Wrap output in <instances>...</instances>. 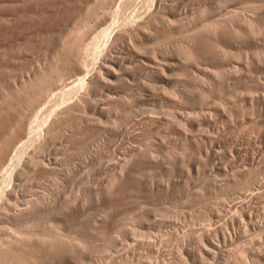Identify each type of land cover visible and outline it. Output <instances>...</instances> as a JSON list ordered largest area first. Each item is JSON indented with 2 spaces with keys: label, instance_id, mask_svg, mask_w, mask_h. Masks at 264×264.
I'll return each instance as SVG.
<instances>
[{
  "label": "rangeland",
  "instance_id": "obj_1",
  "mask_svg": "<svg viewBox=\"0 0 264 264\" xmlns=\"http://www.w3.org/2000/svg\"><path fill=\"white\" fill-rule=\"evenodd\" d=\"M152 1L0 0V264H264V0Z\"/></svg>",
  "mask_w": 264,
  "mask_h": 264
},
{
  "label": "bare ground",
  "instance_id": "obj_2",
  "mask_svg": "<svg viewBox=\"0 0 264 264\" xmlns=\"http://www.w3.org/2000/svg\"><path fill=\"white\" fill-rule=\"evenodd\" d=\"M138 1V0H137ZM140 1V0H139ZM142 1V0H141ZM156 1V0H155ZM152 2H154V0L152 1ZM123 3V2H122ZM128 4H132V3H134V1L133 2H131L130 3V1L129 2H127ZM140 4V3H139ZM133 5V4H132ZM101 6H103V5H101ZM126 6V5H125ZM134 6V5H133ZM137 8V7H136ZM139 8V7H138ZM143 9V8H142ZM132 10V9H131ZM140 10H141V8H140ZM146 10V9H145ZM106 11V10H105ZM135 11V10H134ZM142 11V10H141ZM137 12V11H136ZM142 13V12H141ZM145 14V13H144ZM115 15V14H114ZM135 15V14H134ZM140 15H142V14H140ZM131 16H133V15H131ZM130 16V19L132 18ZM135 17H136V15H135ZM101 18V17H100ZM137 18H138V15H137ZM141 17H139V19H140ZM151 18V17H150ZM134 19V17L132 18V20H129L128 22H127V24L125 25V28L127 29V28H130V27H136V25H140V23H139V19L137 20L136 18V20H133ZM125 20V19H124ZM128 19H126L125 21H127ZM150 20V19H149ZM148 20V21H149ZM124 21V22H125ZM141 21H142V19H141ZM147 21V22H148ZM139 23V24H138ZM144 23H145V21H144ZM149 23V22H148ZM124 24V23H123ZM143 25H145V24H143ZM89 27V26H88ZM108 27V26H107ZM120 27V26H119ZM143 27V26H142ZM106 28V27H105ZM124 28V29H125ZM89 29V28H88ZM109 30L111 29L110 27L108 28ZM114 29V28H113ZM138 29H140V28H138ZM108 30V31H109ZM107 31V32H108ZM114 31V30H113ZM125 31V30H124ZM104 32V31H103ZM106 32V31H105ZM104 32V33H105ZM138 32V31H137ZM109 33V32H108ZM127 33V32H126ZM130 33V32H129ZM101 34V33H100ZM139 34V33H138ZM131 35V34H130ZM119 36H121V35H119ZM94 39V38H93ZM104 39H105V35H104ZM103 41V40H102ZM116 41V40H115ZM126 41V40H125ZM94 42L96 43V41L94 40ZM108 42V41H107ZM113 42V41H112ZM91 43V42H90ZM92 44V43H91ZM63 45V44H62ZM94 45V43L92 44V46ZM102 45V44H101ZM86 46V48L88 49V45H85ZM88 46V47H87ZM91 46V45H90ZM97 48H102V47H100V46H98ZM106 50V49H105ZM101 51V50H100ZM70 52V51H69ZM83 52V51H82ZM85 53V52H84ZM94 54H95V52H94ZM141 54V53H140ZM78 55V54H77ZM89 55V54H88ZM98 56V55H97ZM90 57V56H89ZM99 58V57H98ZM98 60V59H97ZM111 61V60H110ZM96 62V61H95ZM94 62V63H95ZM87 63V62H86ZM94 63H93V65H94ZM103 63H105V62H103ZM102 63V64H103ZM83 64V63H82ZM95 65H96V63H95ZM120 65H121V63H120ZM93 67V66H92ZM102 67V66H101ZM94 68V67H93ZM98 68V67H97ZM99 68H100V66H99ZM98 68V69H99ZM117 68H119V66H118V64H116L115 62L114 63H105V65L103 66V73L105 74V76H107L108 78H109V80L111 79V78H116L118 75H121L120 74V71L119 70H117ZM97 69V70H98ZM101 71H100V73L102 72V68L100 69ZM96 71V70H95ZM94 72V71H93ZM96 72H98V71H96ZM95 72V73H96ZM98 75V74H97ZM95 75H93L92 76V78L94 77ZM98 77V76H97ZM96 77V78H97ZM99 77H100V75H99ZM102 77V76H101ZM84 78H85V75H83V77L81 76V78H78V79H81V80H84ZM102 78H104L103 80H106L105 78L106 77H104V75H103V77ZM118 78V77H117ZM81 80H80V84H81ZM97 80V79H96ZM78 82V81H77ZM108 82V81H107ZM110 82V81H109ZM93 83H95V82H93ZM73 84H75V82L73 83ZM79 84V85H80ZM82 85V84H81ZM70 88H71V86H70ZM69 88V89H70ZM76 88H77V86H76ZM84 88H85V86H84ZM69 89H68V92H69ZM71 90V89H70ZM73 90V89H72ZM78 91V90H77ZM76 91V92H77ZM73 92V91H72ZM85 93H86V91H85ZM63 94H65V93H63ZM70 94V93H69ZM74 95H75V93H73V97H74ZM78 94H76L75 96H77ZM61 96V95H60ZM62 96H64V95H62ZM79 96H81V94H79ZM83 96V95H82ZM67 97V96H66ZM72 97V98H73ZM85 97V96H84ZM83 97V98H84ZM87 97V96H86ZM60 98V97H59ZM58 98V99H59ZM62 98H64V97H62ZM65 99V98H64ZM76 99H80V98H77L76 97ZM76 99H73L74 101L72 102L71 101V103L70 104H68V105H65V108H64V105H63V107H62V111H65L67 108H69L70 109V107L75 103V100ZM86 99V98H85ZM63 100V99H62ZM83 100V99H82ZM79 101H81V100H79ZM62 106V105H61ZM60 110L58 111L59 113H60V111H61V108H59ZM52 113V112H51ZM62 113V112H61ZM55 114V113H54ZM48 115V114H47ZM58 116V115H57ZM49 117V116H48ZM57 118V117H56ZM52 119V118H51ZM48 124V123H47ZM46 127V126H45ZM19 131V130H18ZM15 134V133H14ZM41 134V133H40ZM29 135V134H28ZM43 136V135H42ZM29 137H31V136H29ZM32 138H33V136H32ZM43 141V144H44V140H42ZM27 142V141H26ZM35 142V141H34ZM37 142H38V140H37ZM22 143V142H21ZM38 144V143H37ZM42 145V144H41ZM5 146V145H4ZM40 146V145H39ZM22 147V146H21ZM34 147V146H33ZM32 147V148H33ZM2 148V147H1ZM18 149V148H17ZM21 151V150H20ZM22 153H23V150L21 151ZM39 152V151H38ZM20 154V153H19ZM39 153H37L36 152V154L34 153L33 155L31 154V156H32V158L33 159H38L39 157H40V154L38 155ZM16 155H18V154H16ZM15 157V156H14ZM14 157H13V159H14ZM21 157V156H20ZM30 157V156H29ZM28 158V157H27ZM256 157L253 155V157H252V159H250V198L252 199L253 197H255V196H257L255 193H254V190H256L255 188H256V186H258V183L260 182V179H261V173L264 171V169L263 170H259V171H257V172H254V171H256V169H257V167H256V165H258V167H259V165H261L260 163H262L263 161H262V159L261 158H257V159H255ZM18 160H19V157H18ZM23 160V159H22ZM49 160V159H48ZM10 162V161H9ZM4 164V163H3ZM21 164V163H20ZM30 164V163H29ZM18 165V164H17ZM25 166V165H24ZM4 168V167H3ZM20 168V170H21V166L19 167ZM24 169V168H23ZM5 170V169H4ZM13 170V169H12ZM19 170V171H20ZM7 171H8V169H7ZM23 171V170H22ZM6 174V173H5ZM263 174H264V172H263ZM9 175H11V173L9 174ZM263 176V175H262ZM6 177H9V176H6ZM12 181V180H11ZM11 184V183H10ZM8 188H10V187H8ZM258 189H260V188H258ZM257 192V191H256ZM257 194H258V192H257ZM4 197V196H3ZM1 200V199H0ZM6 200H7V198H6ZM1 207V206H0ZM3 207H5L6 208V206H4L3 205ZM0 209H2V210H5L4 208H0ZM1 212V211H0ZM7 212V211H6ZM1 217V216H0ZM251 216H250V220H251ZM203 232V231H202ZM209 233V232H208ZM210 234V233H209ZM198 235H199V233H198ZM201 235V234H200ZM225 235V234H224ZM199 238V237H198ZM203 238V237H202ZM199 240V239H198ZM209 240V239H208ZM207 244V243H206ZM204 245V244H203ZM208 245V244H207ZM206 246H204V248H205Z\"/></svg>",
  "mask_w": 264,
  "mask_h": 264
}]
</instances>
